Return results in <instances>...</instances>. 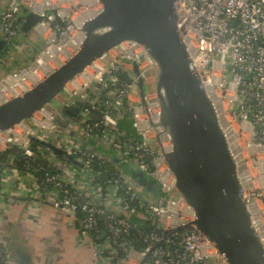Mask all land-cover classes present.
<instances>
[{"label": "built area", "instance_id": "2783aa9c", "mask_svg": "<svg viewBox=\"0 0 264 264\" xmlns=\"http://www.w3.org/2000/svg\"><path fill=\"white\" fill-rule=\"evenodd\" d=\"M65 1L0 0L1 57L20 51L24 42L20 26L28 12L46 18L57 9L63 16ZM174 7L176 29L219 112L244 204L264 245V0H174ZM40 24L45 28H34L40 37L53 35L45 37L48 45L41 52L60 44L59 37L72 31L58 23L50 28L47 20ZM126 44L129 47L121 43L64 85L56 116L43 114L45 106L28 119L34 122L30 128L22 122L0 133V184L4 173L27 176L41 199L70 213L94 264H226L191 225L190 213H184L181 203L188 207L168 168L171 175H164L162 153L145 139L151 128L144 130L143 122L128 124L133 136L125 128L123 107H129L137 121L138 113L145 112L138 79L123 71L121 61L142 54L131 65L135 63L139 71L154 66L143 49L138 51L140 46ZM112 51L117 54L111 55ZM12 75L14 71L6 73L0 85ZM134 96L138 101H132ZM78 101L89 103L90 110L78 108L66 116L65 111H72ZM44 144L53 145L60 154ZM128 172L155 181L158 194L152 196L137 186ZM1 191L0 187L2 195ZM9 243V238L0 236V264H14Z\"/></svg>", "mask_w": 264, "mask_h": 264}, {"label": "water", "instance_id": "95a60500", "mask_svg": "<svg viewBox=\"0 0 264 264\" xmlns=\"http://www.w3.org/2000/svg\"><path fill=\"white\" fill-rule=\"evenodd\" d=\"M96 1L101 9L81 25L83 39L75 53L31 89L0 104V133L51 104L66 83L111 49L121 43L136 44L156 68L159 113L151 127L160 128L171 142L162 159L173 175L174 188L193 214L191 225L226 264H264V245L251 224L215 109L176 29L174 0ZM50 13L49 27L62 25V16L55 10ZM42 22L46 19L28 12L20 26L22 35L27 38L30 29ZM2 48L0 40V51ZM139 88L142 90L141 81ZM90 107L78 101L72 111L65 112L72 116L78 108ZM44 145L60 154L53 145ZM127 175L152 196L158 194L155 181L137 172Z\"/></svg>", "mask_w": 264, "mask_h": 264}, {"label": "crops", "instance_id": "0c3cea01", "mask_svg": "<svg viewBox=\"0 0 264 264\" xmlns=\"http://www.w3.org/2000/svg\"><path fill=\"white\" fill-rule=\"evenodd\" d=\"M2 176L0 236L10 239L14 264H94L68 211L41 199L24 174Z\"/></svg>", "mask_w": 264, "mask_h": 264}, {"label": "rangeland", "instance_id": "374dc122", "mask_svg": "<svg viewBox=\"0 0 264 264\" xmlns=\"http://www.w3.org/2000/svg\"><path fill=\"white\" fill-rule=\"evenodd\" d=\"M54 2V0H52ZM74 5V6H71ZM101 5L94 4V5H89V1L88 0H66L65 3L61 4L62 7V12H63V22H62V27H64L63 29L70 28L71 26L76 25V29L78 28V23L76 24V20H80L82 15H88L91 14L93 12H96ZM66 8V10H64ZM56 13H59V11L56 9L55 10ZM47 21L51 22V13L48 12V15H46L45 18ZM87 20V19H86ZM84 22V20H83ZM81 27V26H80ZM77 31H71V34L69 36V33L67 32V35H62L61 37H59V39H63L62 41H60L62 44L65 45V48H67L68 53H70V56L73 55L75 53V50L73 51V47L75 44V40L71 39L74 35H76ZM78 34V33H77ZM46 36L44 37H40L39 35H37L34 31V29H30V32L27 35V43H23L21 46L20 51L13 55L12 57H6V58H2L0 55V83L2 82L3 78L5 77L6 73H10L11 71L15 72V75L12 77L13 80L15 82H18V80H16L14 77H17L16 75L20 74L21 72H23V70H27V68L32 64V62L35 60V58L38 56V54L48 45L47 41H46ZM58 38V37H57ZM77 38V37H76ZM60 43V44H61ZM59 41L56 42L54 45L59 47L60 46ZM126 47H129L126 43H125ZM142 49V48H138V51ZM125 53V52H124ZM117 52L116 51H112L111 55H116ZM132 55V54H131ZM59 58H61V63H64L67 58H65L63 56L62 53L59 52ZM144 55L140 54L138 55V59H136L135 55H132V57H130L129 59L124 58V60L121 61L122 67H123V71H126L128 73L129 76H131L132 78H137V82H138V87H139V81H141V85H142V91L144 89H149V86L154 85L155 82V77H156V68L155 66H145L143 68V71H139V66H137L134 63V66L131 65V63H133L132 61H139L140 59L143 58ZM58 66L53 65V69L55 70ZM137 74L135 73V69ZM139 72L140 74L142 73V79H139ZM144 75L147 77L145 81L144 79ZM44 78H41L40 80H36L34 82H39ZM129 80V77L127 76V81ZM29 89H31L33 87V84L31 83V81H27ZM5 87H7V83L3 84ZM140 90V88H139ZM141 91V90H140ZM23 94V92L19 91V94ZM20 94V95H21ZM13 96H8V100L12 99ZM62 98L61 94L58 95L51 104L47 105L45 109V111L43 112V114H45L48 117V114L51 116V113L56 116L59 110V107H61L59 105V100ZM132 101H135L138 99V97H131ZM138 101V100H137ZM132 106H137L136 104H131ZM140 106L142 108H144L143 106V101L141 102ZM138 105V107H140ZM100 109H103L102 107H99ZM63 110L65 109L64 107L62 108ZM105 110V109H104ZM121 110V109H120ZM157 110H159V107L154 109L153 113L156 112ZM51 112V113H50ZM122 112H124L125 114V119L126 121L131 125L132 123H134L135 121L139 124H142V122H148V113L151 112H147V114H140L139 115V120L137 121L135 119V117L133 118V113L132 110L129 107H123ZM24 125L26 127H31L34 125L33 120H27L24 121ZM131 131L129 132L130 135H133V130L132 127L130 126ZM146 138L145 139H149L152 140L153 138V143L152 145H154V151L161 154L163 152H165V147H163L161 145L159 136H155L154 138V133L153 131L150 129V132H147V134H145ZM174 198L177 196L176 194L173 195Z\"/></svg>", "mask_w": 264, "mask_h": 264}, {"label": "bare ground", "instance_id": "6f19581e", "mask_svg": "<svg viewBox=\"0 0 264 264\" xmlns=\"http://www.w3.org/2000/svg\"><path fill=\"white\" fill-rule=\"evenodd\" d=\"M84 1V0H83ZM89 1V5H94L97 4L98 2L96 0H88ZM74 6V5H71ZM53 9V8H51ZM101 8H99L96 12H93L91 14H88L87 16L84 14L82 15L81 19L78 21L76 20V24L78 23V28L76 29V25L74 27L71 26L70 30L73 31H77L76 35H74L71 39L75 40V44L73 47V51L77 49V47L79 46L80 42L83 39V35L80 31V26L86 21V19H90L91 17H93L97 12L100 11ZM66 10V8L64 9ZM61 14L63 12H60ZM84 20V22H83ZM50 23V22H49ZM45 26H42L41 24L38 25V29L42 30L44 29ZM47 37L50 36V33L46 34ZM53 35L51 34L50 37H52ZM77 37V38H76ZM59 52L63 54V56L65 58H68L70 56V53H68L67 48H65L64 44H60L59 47L55 46V47H49L47 52H41L36 59L32 62V64L28 67V69L25 72H21L20 74L16 75L17 77H14L16 80H18V82H15L12 78V76H9L6 78V83H7V87L3 86V84L0 85V104L6 100H8V96H16V95H20V92H24L26 90L29 89L28 83L27 81H31V83L33 84V86L37 83L34 82L36 80H40L41 78H45L49 73H51L54 69H53V65L59 66L61 64V58H59ZM203 57V55H201ZM148 58V57H147ZM150 59V58H149ZM150 63H152L151 59H150ZM37 73H39L42 76H37ZM11 75V74H10ZM155 93L154 91V85L149 86L148 90L145 91H140L138 90V97L141 99V101H143V106H144V112L145 114H147V112H151L148 113V122H144L141 127L146 130L149 127L151 128V130L154 133V138L155 136H159L161 145L163 147H165V152H168L170 150L171 147V142L169 140V138L161 133V129L160 128H152L151 125L155 124L157 122V116L159 113V110H157L156 112L153 113L154 109L158 108L157 105V100H156V96H153L152 94ZM216 113L218 114V110L216 109ZM150 125V126H149ZM153 140V138H152ZM235 161V160H234ZM162 159L159 160V163L161 164ZM237 162V159H236ZM165 168H164V175H171L168 170H167V166L166 164ZM174 181V178L172 179V183ZM244 185H246V183H244ZM179 202L181 201L179 198L177 199ZM182 207L185 213L188 211V213H190V215L187 213V215L190 216L191 219H193V216L190 212V210L188 208H186L183 203Z\"/></svg>", "mask_w": 264, "mask_h": 264}, {"label": "trees", "instance_id": "16d2710c", "mask_svg": "<svg viewBox=\"0 0 264 264\" xmlns=\"http://www.w3.org/2000/svg\"><path fill=\"white\" fill-rule=\"evenodd\" d=\"M4 52V49H2L1 51H0V55H1V53H3ZM66 116H69L68 114H66V113H64ZM123 121H124V124H125V128H126V130H127V132H128V134H129V132L131 131V129H130V127L129 126H127L129 123L126 121V119L124 120L123 119ZM122 121V122H123ZM123 124V125H124ZM133 136V135H132ZM6 157V155L4 156V158Z\"/></svg>", "mask_w": 264, "mask_h": 264}]
</instances>
